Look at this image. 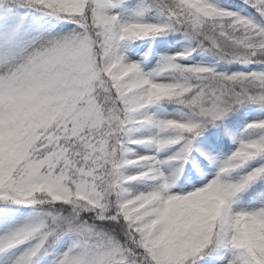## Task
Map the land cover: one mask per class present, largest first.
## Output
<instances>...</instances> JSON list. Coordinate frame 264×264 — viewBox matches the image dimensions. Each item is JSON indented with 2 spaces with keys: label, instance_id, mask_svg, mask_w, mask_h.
Returning a JSON list of instances; mask_svg holds the SVG:
<instances>
[{
  "label": "snow or ice",
  "instance_id": "6c2138e0",
  "mask_svg": "<svg viewBox=\"0 0 264 264\" xmlns=\"http://www.w3.org/2000/svg\"><path fill=\"white\" fill-rule=\"evenodd\" d=\"M0 264H264V0H0Z\"/></svg>",
  "mask_w": 264,
  "mask_h": 264
}]
</instances>
